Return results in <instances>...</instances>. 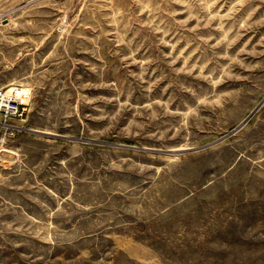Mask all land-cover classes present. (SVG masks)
<instances>
[{
	"label": "rangeland",
	"instance_id": "374dc122",
	"mask_svg": "<svg viewBox=\"0 0 264 264\" xmlns=\"http://www.w3.org/2000/svg\"><path fill=\"white\" fill-rule=\"evenodd\" d=\"M1 87L0 264H264V0H0Z\"/></svg>",
	"mask_w": 264,
	"mask_h": 264
},
{
	"label": "built area",
	"instance_id": "2783aa9c",
	"mask_svg": "<svg viewBox=\"0 0 264 264\" xmlns=\"http://www.w3.org/2000/svg\"><path fill=\"white\" fill-rule=\"evenodd\" d=\"M24 94L18 87L0 88V113L5 116L20 115Z\"/></svg>",
	"mask_w": 264,
	"mask_h": 264
},
{
	"label": "bare ground",
	"instance_id": "6f19581e",
	"mask_svg": "<svg viewBox=\"0 0 264 264\" xmlns=\"http://www.w3.org/2000/svg\"><path fill=\"white\" fill-rule=\"evenodd\" d=\"M239 126V125H238Z\"/></svg>",
	"mask_w": 264,
	"mask_h": 264
}]
</instances>
